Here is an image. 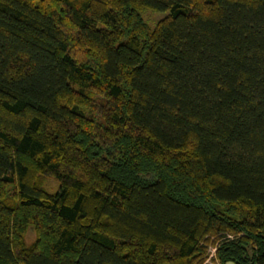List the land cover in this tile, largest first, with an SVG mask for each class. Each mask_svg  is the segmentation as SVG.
Returning a JSON list of instances; mask_svg holds the SVG:
<instances>
[{"label": "trees", "instance_id": "trees-1", "mask_svg": "<svg viewBox=\"0 0 264 264\" xmlns=\"http://www.w3.org/2000/svg\"><path fill=\"white\" fill-rule=\"evenodd\" d=\"M211 237L264 264V0H0V264H201Z\"/></svg>", "mask_w": 264, "mask_h": 264}, {"label": "rangeland", "instance_id": "rangeland-1", "mask_svg": "<svg viewBox=\"0 0 264 264\" xmlns=\"http://www.w3.org/2000/svg\"><path fill=\"white\" fill-rule=\"evenodd\" d=\"M168 10H155L151 8H144L141 10V15L143 16V19L148 23L150 27H153L156 23V21L166 15ZM46 187L49 188L50 190H55L58 186V182L56 179H54L51 176H48L46 179ZM32 233L30 232L29 234V239L32 237ZM215 237H211L208 242V246L206 247V251L204 254V260L201 264H221L216 250L218 248V241L219 239L215 240ZM214 239V241H212Z\"/></svg>", "mask_w": 264, "mask_h": 264}, {"label": "water", "instance_id": "water-1", "mask_svg": "<svg viewBox=\"0 0 264 264\" xmlns=\"http://www.w3.org/2000/svg\"><path fill=\"white\" fill-rule=\"evenodd\" d=\"M226 264H235V263H233V262H228V263H226Z\"/></svg>", "mask_w": 264, "mask_h": 264}]
</instances>
